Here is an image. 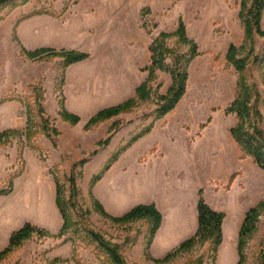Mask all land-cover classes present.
<instances>
[{
	"label": "rangeland",
	"instance_id": "obj_1",
	"mask_svg": "<svg viewBox=\"0 0 264 264\" xmlns=\"http://www.w3.org/2000/svg\"><path fill=\"white\" fill-rule=\"evenodd\" d=\"M240 2L28 0L15 8L0 6V101L19 103L15 118L4 108L0 109V134L11 131L4 144L0 145V192H5L0 197L6 200L4 209L10 219L9 224L28 223L44 231L32 234L18 248L11 250L0 264H112L93 241V233L116 248L123 264H224L222 259L228 254L230 264H239L237 246L245 215L259 203H264V170L229 133L238 119L228 110L241 90L238 87L240 74L226 59L229 48L233 46L236 59L244 62L242 75L247 88L252 91L251 110L258 111L260 115L257 118L251 114L249 120L264 136V36L254 35L252 40L246 41L239 18ZM246 2L250 4V0ZM42 14L65 17L64 30L59 35L60 44L81 46L85 50L81 53L87 54L88 58L91 55L102 60L104 65L100 74L124 69L132 82L139 80L133 67L141 59L146 43L144 56L149 61L141 69L146 77L137 88L147 79L145 69L151 65L152 58L150 46L160 34L168 35L164 43L170 55L165 56L163 63L169 70L186 71L185 94L165 116V125L141 144V149L158 144L156 147L161 155L141 169L144 173H138L146 181L154 175L152 172L162 171L156 175L157 180H162L176 192H170L166 197L160 195L157 199L166 213L161 243L167 242L163 246L159 244L152 249L161 224L150 241L149 220L116 223L101 215L93 202L98 201L94 187L106 171L105 167L116 161L118 154L130 146L133 137L164 118L157 119L155 111L160 105L159 98L167 94L172 83L169 70L155 71V78L149 84L148 100H138L136 88L135 96L122 102L135 100V109L113 117L127 114L124 119L112 122L107 130L105 127L94 130L98 125L84 130L90 119L86 117L78 125L64 122L59 116V99L64 98L60 88L63 60L58 57L43 61L27 58L20 49L23 46L17 35L19 20ZM180 21L184 24L187 44L174 35ZM261 27L264 30V14ZM193 50L196 55L189 59ZM44 62L47 64L42 65ZM33 87L43 97L37 102ZM132 117L135 118L132 120ZM140 121L143 125L141 130L122 145H110L112 137L107 146H98V142L109 136L114 123H117L115 134L121 124H126L128 131ZM44 124L46 131L42 130ZM53 129L58 131V136ZM102 131H105L104 136ZM70 135H75V142ZM46 136L51 138L55 148ZM58 146L59 151L67 148L65 156L55 152ZM97 151L103 152L96 155ZM155 151L154 147L152 152ZM112 158L115 160L110 163ZM120 166L127 171L124 176L118 177L117 174L115 181L119 185L116 193H109L105 187L101 188V193L115 205L128 200L130 205H134L136 201L149 198L146 189H136L132 184L131 172L136 168L135 161L128 158ZM120 166L116 168L118 172ZM72 178L73 185L70 182ZM53 185L55 192L56 186L60 187L71 218L70 226L64 231L62 219L60 228L52 232L56 203L50 190ZM199 191H202L206 204L224 214L222 243L215 249L212 241L197 240L191 248L174 254L180 244L197 232L193 207L197 204ZM139 205L146 204L134 207ZM105 212L115 218L125 214L112 216ZM183 221L186 226L182 228L180 224ZM169 254L172 257L166 259ZM263 254L264 209H261L252 232L246 237L242 264H262Z\"/></svg>",
	"mask_w": 264,
	"mask_h": 264
},
{
	"label": "trees",
	"instance_id": "obj_2",
	"mask_svg": "<svg viewBox=\"0 0 264 264\" xmlns=\"http://www.w3.org/2000/svg\"><path fill=\"white\" fill-rule=\"evenodd\" d=\"M28 0H0V6L2 7H10L15 8L18 5H23ZM264 14V0H250V4L248 5L246 0H241L240 2V9H239V18L243 25L244 34L246 41H250L253 39L254 35L264 36V30L261 27V20ZM174 35L182 43H189L188 39L185 35V28L182 21L179 22L177 30L175 31ZM168 37V35L160 34L150 46V52L152 54L151 58V65L145 69L148 73L147 79L145 82L137 88L136 96L137 99L140 101L148 100L150 94V82L153 81L155 78V71L156 70H169L165 67L164 58L165 56L168 57L170 55V51L166 48L164 40ZM23 54L30 58L31 60L35 61H43L50 57H58L63 60L62 63V71H61V86L64 82V72L65 69L77 62H81L88 58V55L85 53H81L78 51H69V50H60L57 51L55 49L50 48H42L38 49L33 52L26 51L23 47H20ZM196 55L195 51L193 50L189 59ZM226 59L228 62L232 63L236 68V71L240 74L238 87H240V92L238 93L236 99L232 102L231 106L229 107V113H235L238 119V123L234 128H231L229 133L232 139L239 145L246 154H249L253 157L255 163L264 170V136L263 132L258 128V126L249 120L251 114L260 117L259 112L256 110H251V99H252V91L247 88L245 77L243 74L244 69V62L242 60L236 59V49L235 47L231 46L228 50ZM176 67L177 61L175 60ZM179 63V62H178ZM179 68V65H178ZM172 76V83L168 88L167 94L165 96H161L159 98L160 105L157 106V110L155 111L156 118L161 119L165 117L168 113H170L176 105L179 103L181 98L185 94L186 89V82H187V73L184 70L180 72L177 68L173 70H169ZM35 96V101H39L43 97L37 94L36 87L32 88ZM37 94V95H36ZM38 99V100H37ZM5 100H1L0 104H3ZM38 104V103H37ZM39 110L41 112L42 108L40 104L38 105ZM59 116L64 121L71 125H76L80 119L76 115L70 114L64 108V98L62 97L59 99ZM135 109V100H128L118 106L104 109L98 112L96 115L91 117L84 126V130L88 131L93 127H96L102 122L110 120L111 118L118 116L122 113H130L132 110ZM43 111V110H42ZM46 123V122H45ZM116 124L114 123L109 129V136L98 142V146H107L113 137V132L116 129ZM152 126L150 128L140 132L138 135L132 138L130 141L132 143L136 142L139 138L143 135L150 132ZM43 131L47 130L46 125L44 124L42 127ZM53 133L58 136V131L53 129ZM11 131H6L0 134V145H3L5 142V138L9 135ZM49 140L50 137L46 136ZM26 138L28 139V131L26 132ZM53 147L55 148L54 142L51 140ZM125 150V149H123ZM115 158H112L110 163H112ZM109 165L105 167L104 170H107ZM99 177L96 178V181ZM71 184L73 185V178L70 179ZM5 192H0V195L4 194ZM202 191L198 192V199L196 204V212H197V232L194 237L184 241L176 252H181L191 248L197 240L200 241H212L213 247L217 249L222 243V221L224 219V214L213 210L208 204H206L203 196ZM62 191L60 190L59 186H56V206L58 211L63 219V231L66 230L71 223L70 215H68L66 209V203L62 197ZM94 206L98 210V212L110 218L114 222L118 223H126L129 221L140 220V219H147L151 222V229H150V241L156 234L160 224H161V214L156 209L155 205H139L131 209L129 212L125 213L122 217H111L109 216L104 208L100 205V203L94 200ZM261 209H264V203H259L255 208L250 209L243 220L239 231V238H238V256H239V264H242V249L245 244V240L247 235H249L253 228L254 224L258 218V213ZM44 233L43 230H39L34 226L26 223L24 224L19 230L13 232L10 235L8 246L0 253V261L13 249L18 248L25 240H27L32 234L34 233ZM91 237L94 242L98 244L100 249L104 252L107 256L108 260L112 264H123V261L120 255L117 253L116 248L108 245L107 243L103 242L102 239L96 235L91 234ZM172 255L169 254L166 259L171 258ZM165 259V260H166ZM165 260H163L165 262ZM262 264H264V254L262 255ZM162 261V262H163Z\"/></svg>",
	"mask_w": 264,
	"mask_h": 264
},
{
	"label": "crops",
	"instance_id": "obj_3",
	"mask_svg": "<svg viewBox=\"0 0 264 264\" xmlns=\"http://www.w3.org/2000/svg\"><path fill=\"white\" fill-rule=\"evenodd\" d=\"M64 18L61 19L52 17L49 14H42L29 16L25 19L19 20L17 24V35L20 42H22L23 48L29 52H33L42 48H50L55 50L74 49L78 52L85 51L81 49V46L73 47L60 44L59 35L62 34V31L64 30ZM145 46L146 43L142 51L141 59L137 60L134 63L133 72L140 77V79L138 78L139 80H135L136 82H132L129 79V74L126 73L124 69L113 71L111 73L100 74V72L102 71L101 67L104 64H102V60H96L91 55L88 59L82 62H78L68 66L65 69L64 82L62 85V92L64 95V108L66 109V111L70 114L78 116L81 122L83 117L89 119L105 108L115 106L129 98L134 97L135 89L146 77L145 73L141 71L144 66L148 65L149 61L148 59L146 60V57L144 56ZM41 64L45 65L47 64V62ZM55 78L51 83L52 88L55 83ZM2 108L12 113L14 118L18 116V102L7 101L4 104L0 105V109ZM126 116L127 114L124 116L113 118L111 121L103 122L96 128H94V130H99L103 127H105V129L107 130L112 122L118 119H124ZM134 118L135 117H132V120ZM159 121L160 122L158 123L155 122L154 124H152V129L148 134H146L142 138H139L136 142L132 143L128 148L118 154L116 161H114L111 166L103 173L101 179L96 183L94 187V194L96 198L103 205L104 209L112 216H120L138 204H154L155 206H157L156 208L162 214V222L153 240L152 249L158 247L157 245L159 244L160 246H163L167 242L165 241L164 243H161L166 213L158 205L157 199L160 195H165L166 197L170 192L174 194L176 193L172 190V188H169L168 185H165L162 180H157L156 175H160L158 173H163L162 171L154 170L155 172H152L154 173V175H151V178L148 177L146 181H143V177L141 174H139L140 176H138V173H144L141 171V169L145 168L147 164L149 165L151 162L158 159V156L161 155L156 147L158 144H156L155 146L153 145L151 148L147 149H141L140 147L143 142H147V140H149V138L156 130L162 128V126L165 125V117ZM142 126L143 125L140 121L138 124L130 127V129H128L127 131V125L121 124L116 130L110 145H113L115 143L117 144V147L122 145L127 138L140 131ZM104 132L105 131H102V136H104ZM123 132H125V134H123ZM70 138L73 142L76 141L75 135H70ZM94 140L95 141L93 142H96L99 140V138ZM154 147L156 148V151L152 152ZM66 151L67 148L59 151L58 146L55 152H58L60 156H65L67 154ZM103 151H97L96 155ZM115 151L116 150H113V152ZM81 153H83V151ZM128 158L135 161L136 167L131 172L133 173L131 175V179L133 181L132 184L136 189H146V191L150 194V197L146 198L145 200L136 201L134 202V205H130L128 203L130 202V200L128 199L127 203L115 205L109 197L106 198L101 193V188L105 187L107 188L109 193H116L119 182L116 183L115 178L118 173V177H120V175H125L127 169L124 166H120V164L123 160ZM118 166H120L119 172L116 170ZM50 190L51 193H53L52 200H54L55 203L56 192L54 189V185L52 187L50 186ZM5 205L6 200H4V197H0V252H2L8 246L10 235L13 232L19 230L25 224H9L10 219L6 213V210L4 209ZM193 208L194 217H197L196 205H194ZM53 219L55 221V227L53 228L52 232H56L62 224V217L56 207V203L54 204ZM239 227L240 222L238 224V229ZM179 242H177V244Z\"/></svg>",
	"mask_w": 264,
	"mask_h": 264
},
{
	"label": "bare ground",
	"instance_id": "obj_4",
	"mask_svg": "<svg viewBox=\"0 0 264 264\" xmlns=\"http://www.w3.org/2000/svg\"><path fill=\"white\" fill-rule=\"evenodd\" d=\"M220 163H221V162H220ZM222 164H224V163H222ZM180 225H181L182 228H183V227L186 226V222L183 221ZM222 261L224 262V264H230V262H231L230 255L228 254L224 259H222Z\"/></svg>",
	"mask_w": 264,
	"mask_h": 264
}]
</instances>
